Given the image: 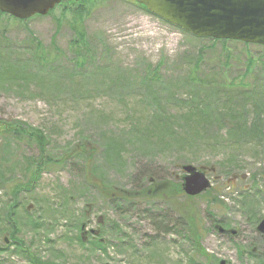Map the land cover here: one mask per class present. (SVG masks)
I'll return each instance as SVG.
<instances>
[{
  "label": "rangeland",
  "instance_id": "obj_1",
  "mask_svg": "<svg viewBox=\"0 0 264 264\" xmlns=\"http://www.w3.org/2000/svg\"><path fill=\"white\" fill-rule=\"evenodd\" d=\"M5 63L31 76L0 81V123L42 129L51 162L27 187L38 149L0 133V264H264L250 250L264 249L255 229L264 216L262 45L193 36L136 0H75L22 22L0 14ZM81 142L93 152L69 157ZM185 164L203 169L213 190L114 206L86 180L182 189ZM82 223L102 235L80 241Z\"/></svg>",
  "mask_w": 264,
  "mask_h": 264
},
{
  "label": "water",
  "instance_id": "obj_2",
  "mask_svg": "<svg viewBox=\"0 0 264 264\" xmlns=\"http://www.w3.org/2000/svg\"><path fill=\"white\" fill-rule=\"evenodd\" d=\"M61 1L0 0V12L27 20L33 16L46 15ZM136 1L151 14L194 36L238 40L264 46V0ZM181 169L183 173L180 180L186 195H199L211 186L210 179L202 169L191 164L182 165ZM257 230L264 233V218L259 222ZM223 263L222 260L220 264Z\"/></svg>",
  "mask_w": 264,
  "mask_h": 264
},
{
  "label": "trees",
  "instance_id": "obj_3",
  "mask_svg": "<svg viewBox=\"0 0 264 264\" xmlns=\"http://www.w3.org/2000/svg\"><path fill=\"white\" fill-rule=\"evenodd\" d=\"M12 19L22 22V20H18L15 18H12ZM211 40L220 41L222 43H225L227 41H233V40H214V39H211ZM33 43L35 44V47L38 50H40V53H41L43 51L41 43L38 42L36 39H34ZM243 45L247 47L250 44L243 43ZM263 50H264V47H263ZM19 59L20 58L17 59L18 62H19ZM252 62H255V61L252 57L249 56L247 59L246 70L244 71V74L249 72V70L252 67L251 66ZM30 76H31L30 72H26L24 70L19 71L18 69H15L14 66L10 63L0 64V81L19 79L20 81L25 82L24 79ZM256 124H258L257 121H253L252 123L253 128H255ZM1 127H3V129ZM1 132L11 134V137H13L14 141L16 142H21V143L23 142V143H26L27 145L37 147L38 149L37 159L35 158L32 161L30 160L28 161V172H29L30 178L27 181V183L29 182V184L26 186L31 187V185L35 183L37 177L41 175L43 170L47 166L50 165L49 163L51 162V159L48 156H46L49 154V151H51V149L48 148L49 143H50L49 138L45 135L42 129L28 125L23 122H19L17 123V125H13V124L12 125H2L0 123V133ZM256 133H258V131H250V134H256ZM72 150L73 151L69 153V157H73V158H77L80 156L88 157V154H91L93 152V150H89V145L86 142L79 143L78 145L73 147ZM234 175L236 176V174ZM242 176L241 178H243ZM86 180L89 184H91V186L95 187L99 191L102 198H104L106 201H108L110 204L114 206H120L122 203H126V202L138 203L140 201L146 202V201H153V200L169 202L174 198L176 199L178 195L184 194L180 187V184L178 183L174 185H169L165 181L160 182V181H154L152 179L147 180V184H146L147 187L143 186L139 189H131V190H126L124 188H118L115 186L112 187V185L106 184V182L103 179L101 180L99 177L97 178L95 175H88ZM25 188L26 187H22L21 189H25ZM211 190H213V188L210 187L206 191L209 193V191ZM16 198L17 197H15V199ZM186 198L189 200V199H192L193 197L186 196ZM216 201L217 200L215 199V202ZM172 205H175V202ZM210 206L212 205H209L208 207ZM5 208L7 209V212L10 210V218L11 220H13L14 217L16 216L15 204H12V203L8 204L5 206ZM188 214L191 215L190 213ZM157 218H158L157 219L158 222L163 223V219H164L163 217L158 216ZM186 221H187L186 223H187L188 234L192 237V239H194V242H195L196 241L195 239L199 235V233L197 232V225H195V221L193 217L190 218L189 221L188 220ZM101 235L102 233L99 231V236ZM79 240L81 241L82 239H79ZM93 244H95L96 246L100 248H104V243L101 240H98L97 242H93L92 245Z\"/></svg>",
  "mask_w": 264,
  "mask_h": 264
},
{
  "label": "flooded vegetation",
  "instance_id": "obj_4",
  "mask_svg": "<svg viewBox=\"0 0 264 264\" xmlns=\"http://www.w3.org/2000/svg\"><path fill=\"white\" fill-rule=\"evenodd\" d=\"M65 1H75V0H64V2ZM264 218V216H262L260 219H258V222H257V224H256V226H255V229H256V234L259 236V238L261 239V241L262 242H264V233H261V232H259L258 230H257V226H258V224H259V222L262 220ZM243 221L241 220V222H240V224L241 225H243ZM246 223V222H245ZM245 223H244V225H245ZM87 225H88V223H86ZM226 224V223H225ZM243 225V226H244ZM223 226H225V228L223 227ZM223 226H221L220 224H215L214 225V228L218 231V233L220 234V235H223V236H225V237H227V238H230L231 240H233V238H236L237 236H238V230L237 229H232L231 227H228V226H226V225H223ZM221 228H222V231H221ZM240 229H242V228H240ZM99 231L98 230H95V232H91V229H90V231H89V229H87V231L86 230H84L83 232H81V236L83 237V239L86 241V239L88 238V236L89 235H92V236H96V235H98L99 233H98ZM251 244H245L244 245V247H243V249H242V251H243V255H247V247L248 246H250ZM251 252L252 253H256L257 251L259 252V254L261 255V258H262V260H263V263H264V258H263V253H264V249H262V248H259V247H257L256 245H251ZM223 261H224V263L223 264H231L230 263V261H228L227 259H222ZM222 260H220L219 262H218V264H220V262L222 261Z\"/></svg>",
  "mask_w": 264,
  "mask_h": 264
}]
</instances>
